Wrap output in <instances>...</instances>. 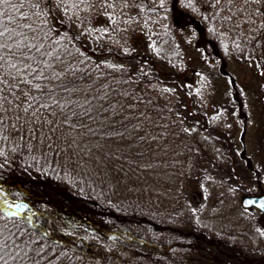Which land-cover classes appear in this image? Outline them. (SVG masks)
<instances>
[{"label":"trees","instance_id":"16d2710c","mask_svg":"<svg viewBox=\"0 0 264 264\" xmlns=\"http://www.w3.org/2000/svg\"><path fill=\"white\" fill-rule=\"evenodd\" d=\"M158 3L159 0L156 3L147 0L145 4L146 9L150 5L156 11L149 13L146 10L144 14L160 15L166 19L163 26H159L160 30L154 32L153 39L156 38L159 43L167 37L173 39L180 33L189 31L190 36H185L187 41H202L200 45L203 57L197 54L198 60L208 61V66L218 71L215 77H220L231 85L230 89L234 92L232 100L220 108L219 113H211L207 107L197 106L199 116L190 117L184 96L190 95L194 100L196 97L190 82L191 70L189 71L188 66H181L182 59H167L162 54L147 52L144 45L134 46L128 41L116 42L110 34V27L108 35L98 36L94 33L95 37H92V34L86 33L88 25L77 27L79 23L72 16L68 19L59 10L55 12V17L63 21V24L57 23L55 19L51 22L62 34H68L62 39V43L73 54L74 62L85 61L80 67H86L91 72L87 81L91 82L99 77L94 81L96 85L109 83L113 88L134 91L138 97L143 96L145 100L153 101L148 105L151 114L154 118L162 116L161 122L169 125L167 136L160 142L166 147L162 146L158 151H171L182 159L177 165L182 172L178 186L185 189L187 179L195 175L220 181L225 185L233 181L239 185L237 197L247 190L245 185L243 189L239 184L236 174L226 173L227 165L231 168L233 160L238 169L241 167L242 155L239 158L238 153L233 152L237 146L233 138H230L233 149L227 148L224 142L228 149L225 168H216L215 165L210 168L207 165L205 167L207 163L202 166L197 163L198 160L207 159L209 154L198 142L196 134L184 133L183 128L189 124L199 126L203 118L209 125L213 124L211 127L226 126L223 114L228 111L233 113L232 117L243 128L248 126L250 115L246 96L248 93L253 100L255 94L252 96L248 88L238 80L244 79L241 74L247 73L245 66L248 65L262 85L264 41L253 50L255 41L248 39L247 25L241 23L240 27H234L215 15L217 11L227 15L223 9L231 7L239 20L242 0H235L234 4L223 0L221 5L215 7L214 0H165L164 8H159ZM125 49L130 54H126ZM109 63L123 65L124 70L114 71L107 67ZM97 64L102 66L97 68ZM206 69L202 68L200 71L205 72ZM193 71L192 75L195 74ZM204 75L205 79L214 80L208 74ZM165 89L174 91L167 92ZM259 94L256 93L255 100L262 102L263 97L258 96ZM123 102L127 103V100ZM261 102L259 105L256 103V106L262 112L261 108L264 107ZM138 107L143 108L144 105ZM157 108L165 111L157 113ZM177 114L183 118V123ZM215 132L209 131L212 135L217 134ZM262 136L264 138V134ZM14 146L10 140L5 147L7 157H0V164H3L0 168V208H5L2 203L5 198L10 203L27 205L22 210L8 209L17 211L18 214L7 222L11 227L15 220L25 239L37 241L33 247L43 246L45 252L49 253L52 264L55 261L61 264H264V246H259L253 236H248V241H244L246 238L233 233L244 241L241 243L232 238L231 233L217 235L205 231L199 228L191 216L181 212L180 207L185 200L177 202L176 206L171 204L172 198L166 203L159 202L155 195L158 187L156 175H149L154 167L147 170L138 168L135 172L126 167V176L118 174L116 179L101 183L82 172H70L66 175V170L62 171L51 164V156L46 163L41 151H28L24 148L10 151ZM152 153L157 155L156 151ZM152 156L146 157L145 163ZM155 159H150L152 165H155ZM255 172L250 177L251 186L264 181V172ZM117 180L122 182V187L118 186ZM241 212L245 215L251 213ZM43 220L48 221L42 223ZM56 221H61V225H57ZM111 237L115 239H110Z\"/></svg>","mask_w":264,"mask_h":264},{"label":"snow or ice","instance_id":"6c2138e0","mask_svg":"<svg viewBox=\"0 0 264 264\" xmlns=\"http://www.w3.org/2000/svg\"><path fill=\"white\" fill-rule=\"evenodd\" d=\"M146 2L0 0V157H7L5 147L12 140L15 145L9 149L12 152L19 148L41 151L46 163L51 156V164L66 170V175L82 172L101 183L116 179L118 174L126 176V167L133 172L152 167V161L149 159L145 163V159L153 151L166 147L160 142L167 136L169 127L161 122L162 116L154 118L151 114L148 105L153 101L138 97L134 91L113 88L109 83L96 85L94 81L99 77L87 81L91 72L80 67L85 61L74 62L73 54L62 43L68 34H62L51 22L55 19L63 24L55 17L57 10L68 19L72 15L80 19L81 11L96 9L107 18L110 26L118 25L116 10L119 9L122 22L131 25L139 22L140 14L146 10L149 13L156 11L150 5L146 9ZM234 2L227 0L228 4ZM222 3L223 0H214L213 6ZM164 5L165 0H159L158 7L164 8ZM223 11L228 14L217 11L215 15L234 27H240L241 23L247 25L248 39L255 41L253 50L261 46L264 41V0H242L239 20L231 7ZM150 20L151 17L144 19L145 27ZM82 26L81 19L77 27ZM86 33L108 35V29L89 27ZM125 52L130 54L127 49ZM101 66L96 65L97 68ZM107 67L114 71L124 70L123 65L109 63ZM156 111L165 109L157 108ZM177 116L180 118L179 114ZM180 120L183 123V118ZM193 131L195 128H183L184 133ZM2 203L5 208H0V221H4L0 223V264H44L45 261L52 264L43 246L33 247L37 241L25 239L15 220L11 227L7 222L18 214L8 209L22 210L27 205L10 203L6 198ZM259 207L264 209V201Z\"/></svg>","mask_w":264,"mask_h":264},{"label":"rangeland","instance_id":"374dc122","mask_svg":"<svg viewBox=\"0 0 264 264\" xmlns=\"http://www.w3.org/2000/svg\"><path fill=\"white\" fill-rule=\"evenodd\" d=\"M116 13L120 23L111 26L107 18L104 15L98 14L96 9H93L91 12L81 11L79 13L80 19H77L75 15H72V17L78 23H80L82 19L84 26L88 25V27L100 28L101 30L104 28L109 30L110 27V34L114 41H128L133 43L134 46L144 45L147 48V52L158 55L162 54V56L167 59H182L181 66H188L191 72L195 70L193 71L195 74L192 75L193 73L190 72L189 76L192 80L190 82L193 84V93L197 101L191 99L190 95L184 96L185 107H187L191 118L199 116L197 106H205L211 113L214 112L217 114L220 108L229 104V100H232L231 98L234 94L230 89L231 85H229V82L222 78L220 79V77H215L218 71L216 70V72L214 68L209 67L208 61L201 62L198 60L197 54L203 57L200 45L202 41H187V37L185 36H190V32L186 31L180 33L178 37H174L173 39L167 37V39L165 38L158 43L156 42V38L153 39V36H155L153 34L157 29L160 30V25L163 26L165 23L166 19L164 16H147V14H144L146 12H143L140 14L142 18L139 19V22L126 25L119 16V9L116 10ZM133 15H135L134 12ZM148 17H151V20L145 27L144 19ZM123 28H127L128 30L121 31ZM93 34L92 37H95ZM100 34H98V36H100ZM222 34L224 35V32ZM153 44L155 47H150V45ZM202 68L207 69L205 72H202L200 71ZM245 69L247 73H242L241 76L244 78L242 80L246 82L242 80H238V82L246 89L248 88L247 90L252 93V96L255 94L254 101L248 93L246 96L249 107L247 111L250 115L248 126L243 128L242 124L237 120L235 121L234 116L232 117L233 113L228 111L226 114H223V116L225 115L224 122H226L228 126L220 125L214 128L211 127L213 124L209 125L208 121L203 118L201 125L195 126L189 124L187 127L195 128L193 133L196 134L195 136L198 138V142L202 144L206 153L209 154L207 159L203 158V161H197L200 166L204 165V163H207L205 167L207 165L210 168L214 165L216 168L224 166L225 160L227 162L228 159V149L225 148L224 142L227 148L233 149L234 146L230 140L231 137L233 138L234 143L237 145H235L236 147L233 152H237L239 158H241L242 155L241 167L238 169L233 160L231 168L227 165L228 171L226 173L232 172L236 174L239 184L243 186V189L245 185L247 191L238 194L236 197L238 191L237 187L239 185L235 182L231 181L225 185L220 181L203 178L200 175L188 178L185 182V189H182L180 185L178 186V181L181 182L180 176H182V172H180V168L177 167L182 159L171 153V151L164 153L162 151H156L157 155L152 153L153 156L150 159L156 158V161H154L155 165H152L154 168L149 175H156L155 178L158 185L155 193L157 196L156 199H158L159 202L166 203L172 198L170 201H172L171 204L174 205L179 201L185 200L182 207H180L181 212L191 216L190 218L196 222L199 228L211 233H217V235L231 233L233 235L232 238L241 243L248 241V236H253L258 245L262 247L264 246V234H262L264 233L263 215L256 209H252L250 214L245 215L241 212L242 208L240 206L243 196L259 195V193L264 190V181L261 182V184L251 186L252 182L250 179L253 174H256L255 171H260V173L264 172V138H262L264 134V109L261 108L262 112L258 111L259 109L256 103L259 105L261 101L255 100L256 93L259 92L260 94L258 96L263 97L261 104L264 107V82L262 85L260 84L261 82L254 76V72L252 73L250 71L248 65L245 66ZM204 74H208V76L213 77L214 80L210 81L209 79H205ZM210 130H215L217 134H210ZM218 135H221V137ZM245 159L251 162L247 163ZM262 174L264 175V173ZM117 182L118 186L122 187V182H120V180H117L116 183ZM18 187L21 188V186ZM26 189L29 190L27 186ZM30 194L32 197L33 194L31 191ZM45 221L48 220H43L42 223ZM56 224L61 225V221H56ZM233 233L246 239H243V241ZM55 264L61 263L55 261Z\"/></svg>","mask_w":264,"mask_h":264},{"label":"water","instance_id":"95a60500","mask_svg":"<svg viewBox=\"0 0 264 264\" xmlns=\"http://www.w3.org/2000/svg\"><path fill=\"white\" fill-rule=\"evenodd\" d=\"M261 201H264V193L260 196H245L243 197L240 205H242L244 208L255 207L259 209L260 211H262L264 214V209L259 207V204ZM250 202H253V203H250Z\"/></svg>","mask_w":264,"mask_h":264}]
</instances>
